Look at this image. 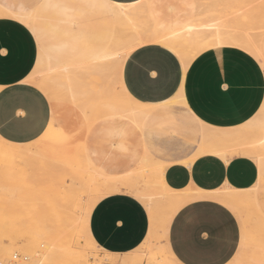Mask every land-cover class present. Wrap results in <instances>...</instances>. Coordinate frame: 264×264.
<instances>
[{
  "label": "crops",
  "instance_id": "0c3cea01",
  "mask_svg": "<svg viewBox=\"0 0 264 264\" xmlns=\"http://www.w3.org/2000/svg\"><path fill=\"white\" fill-rule=\"evenodd\" d=\"M107 1L137 7L147 0H41L40 9L53 11L59 21V33L47 46L41 44L39 50H46L57 61L71 65H82L93 58L108 39L109 25L85 23L82 20L88 19L82 16L100 14L107 16L109 23L113 17ZM148 1L160 11V20L178 19L177 13L191 4L190 0H185L186 4L183 0ZM194 2L198 9L194 13L203 15L200 20H208L206 15L210 12H217L213 14L216 18L209 14L212 20H241V17L264 20V11L261 14L264 0ZM3 3L12 10L21 5L32 11L31 0H3ZM38 53L37 40L25 24L0 16V136L9 142L25 144L36 140L51 118L47 96L25 81ZM72 55L74 59L68 63L66 58ZM260 62L253 53L234 44L210 47L187 66L166 45L145 43L134 48L122 66V85L130 98L147 110L140 124L128 116L115 114L125 120L126 126L122 128L154 135V140L163 145L155 150L162 156L167 155L166 147L174 145L178 137L185 145L188 142L196 145L188 155L178 145L169 160L157 158L150 148H145L141 165L121 171L111 167L110 172H103L85 155L88 162L103 174L120 176L143 168V158L151 157L163 163L160 177L172 190L213 191L225 186L252 189L262 172L258 162L240 148L229 155V150L204 138L212 132L237 131L258 114L264 102V65ZM178 104L182 114L176 113ZM129 192L120 189L102 197L89 215V232L95 243L120 255L138 248L149 229L146 207ZM242 234V225L232 209L210 196H197L186 200L171 217L167 243L180 264H229L240 251Z\"/></svg>",
  "mask_w": 264,
  "mask_h": 264
},
{
  "label": "bare ground",
  "instance_id": "6f19581e",
  "mask_svg": "<svg viewBox=\"0 0 264 264\" xmlns=\"http://www.w3.org/2000/svg\"><path fill=\"white\" fill-rule=\"evenodd\" d=\"M184 1L185 0H183V2ZM107 2L111 8V14H112L115 25L122 27L123 31L117 32L118 29L116 27V31L110 38V41L93 58L86 61L82 65H71V64L61 63L55 60L54 58H52L51 56H49L44 50L42 49L39 50L38 59L35 64V69L30 73V75L25 79V81L35 85L42 92H44V94L47 96L50 103L52 104V106L51 104L50 106L53 107V109L57 106L58 101L63 99V101L66 100L67 102H69V104L70 103L73 104L75 108L79 111V113H81L82 115L89 116V118L91 117L90 119L94 117V116H91L90 113L95 114L96 111L99 112L98 110H100L101 113L103 112L107 114L112 113V114H121V115L128 116L132 118L133 120H135L138 124H140L147 109L143 105H140L139 103L131 99L130 96L126 93L122 85L121 71H122L124 60L127 57V55L134 48L142 44H145V43H158V44H163V45L170 47L180 56L184 66H187L190 63V61L202 51L210 47L220 45V44L239 45L242 48H245L251 53H253L264 65V44H263L264 42L261 36L262 32H264V29H260L261 26H264V20H251L250 18L249 19L246 18V20L245 19L242 20V17H241V21H234L231 24L232 25L231 28H226V25L222 24V20H216V19L212 20L211 19L212 17H215L213 14H216L217 12L208 13L206 16L207 17L209 16V18L204 16V18H207L208 20H200L199 17L203 16L201 13L202 11L201 12L198 11L199 13H201V15L199 16V14L196 13L198 15L196 16L194 12H196L197 8H195L196 4L193 5L195 3L194 0H190L191 4H188V5H191L189 6L191 8L188 9V5H186L187 7L185 6V8H187L188 10H186L183 7L182 10L179 11L178 13L173 11V13L175 14L177 13L179 17L178 19L174 17L176 20H160L159 19L160 11L158 9L153 8L154 4L152 1L147 0L142 5H138V6L136 5L137 7H128V6H123L120 4H115L109 1ZM184 3L186 4V2ZM263 11L264 10H261V14ZM0 13H2L3 15L19 16L18 18L23 17V19L26 16L27 17L32 16L30 15L32 12L26 11L21 5H18L15 8V10L10 9L6 5H4L3 0L0 1ZM170 13H171L170 14L171 17L170 16L169 17L172 19L173 18L172 10ZM209 14L210 15L212 14L213 16L211 17ZM245 14L248 15L249 13H245ZM262 16H264V12ZM23 19L21 20L23 21ZM167 21L170 22V25L172 26L171 28H166ZM23 22L26 23L25 19ZM256 23H258L260 26H258ZM29 24H27V26L30 27ZM41 66H43V68L47 70V76H45L43 79L36 80L33 77V74L36 71H38V69ZM53 73L55 74V76L53 75L52 77ZM90 76H93V78L95 79H92V80L94 81L96 80L97 82L96 84V82L93 81L95 83L93 87H91L93 83H90L91 85H88L87 78H89L90 80L91 78ZM59 113L60 111H58V115ZM52 114L53 115H51L50 121L46 129L44 130V132L36 140L32 142L25 143V144H17V143L9 142L6 139L1 138L0 136V172L2 171V172H7V173L8 172L15 173L17 170H22V169L24 170L25 167H28L27 165H32V163H34L32 161H38L35 159H38L40 156L41 158H44L42 157V153L45 152L44 148L47 149V147H45L47 145L55 146V144H57L58 142L59 143L63 142V140H64V143L66 142L65 145L66 144L67 146L70 145V143L69 144L67 143V140H68L67 131H66V135L63 134L62 132V134L66 136L65 138L61 136L62 134L60 135L59 133V131L63 130V127L61 125L56 126L55 117L57 113L54 114L53 112ZM101 116L103 115L101 114ZM96 117L94 118L97 119ZM82 119H83L82 123H85L84 118ZM94 120H92V122ZM80 123H81V120H80ZM80 126L82 125L80 124ZM85 130H86V127H85ZM85 130L83 127V130H82L83 133L80 131L82 133L81 135L84 134ZM73 132L74 131H72L71 134L69 133L70 138H73L72 136ZM58 134L59 136H61L60 140L58 138ZM62 137L64 139H62ZM204 139L211 140L212 143H214L216 146H219L220 148L222 147L225 150H229L228 151L229 155L231 153L238 152L236 151V148H240L239 150L242 153L245 152L246 154L252 156L258 162L259 170L262 171L264 169V102L258 114L253 118V120H251L249 124L240 127L237 131L230 132V133L212 132L211 135L206 134ZM73 140L76 141L77 139L74 138ZM61 145L64 146V144H61ZM68 147L67 149L64 147V149L68 151L69 150ZM64 149H61V151H63ZM73 149L75 148H73L72 146L71 153L75 152ZM231 149L233 150L230 151ZM61 153L63 154V152ZM64 153L70 154V150L68 153L64 150ZM64 157H66V155ZM51 162L52 161L50 160V164ZM60 164H62V162ZM60 164H58V166ZM82 164H83V167L82 165L80 167H82L83 170H85V176H82L79 179L80 180L85 179L83 181H89L88 183L90 185L89 186L87 185L86 188L84 189V191H86L87 194H89L87 199L84 200L82 203V201L79 198V195L83 192L81 188L85 187V185L82 187L81 186L79 187L80 183H77V181L72 184L69 183L70 185L67 186L68 187L67 188L68 191H67V190H64L65 189L64 186L66 183L62 180L60 183L61 186H60L58 193L54 191L55 196L54 198H52L54 200V204L58 203V206H59V207L57 206L58 210L61 207L60 212L52 213V212H48L47 210V213H46V212H43L45 211V208H44L42 212L45 213L46 216H44L45 214H43L40 209L39 211L41 212L42 215L39 212L37 213L38 218L31 219L33 223L37 224V226L39 225L38 219H39V222L41 219V222L45 224L44 226H42L43 224L41 223V225H39V228L41 229L43 228V229L42 230L39 229L37 231V236L41 240L45 239L43 241L44 243L45 242L47 243L46 250L42 254L43 259L41 258L43 264H54L52 262H53V258L55 257V254L62 252L64 249H66L65 245L63 246L59 242V240H57L58 238L56 239L55 234H54L56 233L55 232L56 230L54 229L53 231V227L54 228L57 227V229H59L58 226L63 227L64 225L66 229H69L68 227H72V228L80 227L83 230L87 244L84 243L83 245L81 244L82 246H79V242L76 241V245H77L76 247L79 248L77 257H80L81 261L83 262H87V260L85 259L87 248L89 247L93 249L99 248L103 250L95 243V241L92 239L93 237H91L90 235L89 215L91 213L92 208L97 203V201H99L102 197L112 192H115V191L118 192V190L120 189L130 191L129 193L132 192L134 194L133 196H136L137 198H139L142 201V203H144L147 206V209L149 211V229H148L147 236L144 242H149V240H151V238L155 234V231L157 230L155 227L158 228V226H155L156 224H158L156 222L157 215H156V212L153 206L154 204H152L151 202L152 197L148 194H144L141 190L136 188L135 187L136 183L135 185L133 184V180H134L133 176L135 175V173L137 174V173H140L146 170L155 172L156 179L159 184V188L157 190L158 191L157 194L159 195L158 199L162 200L166 204H172V205H179L183 203L184 201L190 198H193V197H197V196H210V197L215 196V197H219L220 199L224 200L225 202L231 205L242 207L240 206L241 204L238 205L239 200L242 199L243 201L244 199L242 198L243 193L250 190V189L248 190L238 189L237 190L230 186H225V187L213 190V191H204L200 189H191V188H187L184 190H172L171 188H168L165 185V183L162 181L160 177V168L161 167L163 168V163L156 162L151 157L143 158V166H144L143 168H140L138 170L133 169L134 171L132 170V172H129L127 174L120 175V176H110V175L103 174L102 172L96 170L88 162L86 156H84V163ZM33 166L34 165H32V167ZM62 167L61 168L63 170H64V167L68 168L65 165H63ZM66 168L65 170H67ZM30 169L32 170V168ZM54 170H58V169H54ZM54 170L52 173H55ZM51 171H52V167H51ZM64 175L65 177L67 176L66 174ZM54 176H58V175L55 174ZM138 176H140V174ZM143 179L142 180L145 182V185H147L149 177H148V180H147V177ZM83 181L81 182L83 183ZM56 182H58V180ZM57 190L58 189H56V191ZM54 204L50 206V208H54ZM9 208L11 207L9 206ZM5 209L6 208H4L3 210ZM11 209H9L8 211H11ZM13 210L14 208L12 209V212H14ZM76 212H78V215H76L77 214ZM34 215H36V213ZM42 217H44V219ZM27 219L29 220V218H26V220ZM21 220H20V223L22 221H24L23 223H25V220H22V221ZM30 221L28 225H30ZM32 222L31 224H33ZM0 224L2 225V223ZM24 225H25L24 227H26V224ZM31 226L33 227L35 226L37 228L35 224ZM65 227H64V230L63 228H61L63 231L61 235L64 234V231L66 230ZM65 232H69V231H65ZM32 234H34V232ZM69 236H70V233H69ZM17 237L18 235L15 236L16 239H18ZM27 238L29 242H32V243L38 242L36 241V239H34L33 235L31 234H28ZM1 242L2 241L0 239V257L5 256V254L8 253L7 252L8 249L4 246L5 244L2 245ZM20 244H22V242ZM151 244H149V246ZM27 245L29 244H26V246ZM4 248H6L7 250ZM138 248L134 249L131 252L123 254L122 255L123 257L121 259H117V260L111 259V258H107L108 257L107 256L103 259H100L98 263H101V264H142L143 254L141 251L140 252L138 251ZM147 248L145 247V249ZM260 249H263V248H260ZM103 252H105L106 254L110 256L120 255V254L108 252L106 250H103ZM257 253L255 254V257L258 255ZM152 255L154 256L155 253H152ZM253 257L254 255L252 256V258ZM153 258L156 261H158V264H166L168 262V260L167 261L166 260L163 261L161 259L157 260L156 259L157 257L155 256ZM169 260L170 262L176 264L171 257L169 258ZM248 264H264V250L259 254V256H257L253 260V262L248 263Z\"/></svg>",
  "mask_w": 264,
  "mask_h": 264
},
{
  "label": "rangeland",
  "instance_id": "374dc122",
  "mask_svg": "<svg viewBox=\"0 0 264 264\" xmlns=\"http://www.w3.org/2000/svg\"><path fill=\"white\" fill-rule=\"evenodd\" d=\"M40 4H41V0H31V3L29 6L32 8V11H31L32 13L30 14L32 16H29V17L26 16L27 18L24 17L26 23L23 22L24 21L23 17L18 18L19 16L3 15L2 13H0V16L3 15L5 17H10V18L16 19V20L22 22L23 24H25L26 26H27V24L30 23L29 25H30L31 29L29 26H27V27L31 30V32L34 34V36L37 40L38 52H39V46L41 44L47 46L48 43H50V41L53 39V37H55L59 33V30L57 29L58 28L57 25L59 24V21L57 20L53 11L52 12L51 11L50 12H43V10L40 9ZM179 10L180 9H176V11H179ZM245 11L247 12V10H245ZM229 15H232L231 10H229ZM82 17L85 19H88V20H82V22L84 21L85 23H91V24H97V25L103 24V25H105V27L109 25L108 39L106 40L103 48L110 41V38L115 33L116 27L118 29L117 32L123 31L122 27L115 25L114 20H110L108 23L107 21L109 19L107 16H103L100 14H96V15H89V14L86 15L85 14ZM21 19H23V21ZM234 21H241V20H222V24H225L226 28H231V26H232L231 24ZM256 24L258 26H260L258 23H256ZM171 27L172 26L170 25V22L167 21L166 28H171ZM260 29H263V26H261ZM119 30H121V31H119ZM263 35H264V32H262L261 36H263ZM263 42H264V39H263ZM44 51L49 56H51L52 58L55 59V57H53L52 54H50L46 50H44ZM38 55H39V53H38ZM37 59H38V56H37ZM73 59H74L73 55L68 56L66 58V61L68 63H70V61ZM34 69H35V66H34L33 70ZM53 75L55 76L54 73L52 74V77H53ZM45 76H47V70H45L43 68V66H41L38 69V71H36L33 74V77L36 80L43 79ZM90 77H91L90 78L91 81L89 80V78H87L88 79V85H91L90 83H93L91 86V87H93V85H95L94 82H96V80L95 81L92 80V79H95V78H93V76H90ZM96 84H97V82H96ZM61 100L58 101V104L54 109H53V107H51L52 108L51 109V115H53L52 114L53 112H54V114L57 113L56 117H55L56 118L55 119L56 126L61 125L63 127V130L59 131L60 135L62 134V132H63V134L66 135V131H67V134H68L67 135L68 136L67 143L68 144L70 143V145H68L70 148L67 146V144L65 145L66 142L64 143V140H63V142H60L61 144H64V146H62L59 142L57 144H55V146L54 145H49V146L47 145L45 147H47V149H49V150L44 148V151L47 153V154L45 152L42 153V157H44V158H41V156H40L38 159H35L38 161H32V162H34V163H32V165H34L33 167H32V165H27L28 167L32 168V170L28 167H25L26 169L24 168V170L23 169L17 170L15 173H9V172L7 173V172H2V171L0 172V223H2V225L0 224V239L2 241L1 242L2 245L5 244L4 246L8 249L7 250L6 248H4L7 250L8 253H6L5 256L0 257L1 263H4V264H6V263H9V264H41L42 263V259H43L42 254L46 250L47 243L46 242L44 243L43 240H45V239L41 240L37 236V231L39 229L40 230L43 229V228L42 229L39 228V225H41V223L43 224V222H41V219L39 222V219H38L39 225L37 226V224L33 223L31 219L38 218L37 213L40 212L39 211L40 209L42 212V210L44 208H45V211H43V212H46V213H47V210H48V212H52V213L53 212H60L61 207L58 210V207H59L58 203L54 204V200L52 198H54L55 192L58 193L60 186H61L60 183L62 180L66 183L65 184L66 187L64 186V188H65L64 190H67V188H68L67 186L70 185L69 183L72 184L76 181H77V183H80L79 187L80 186L82 187L85 185V187L81 188V190L83 192L80 190L82 193L79 195V198L82 201V203L84 200L87 199L89 194H87V192L84 191V189L86 188L87 185L88 186L90 185L88 183L89 181H83L85 179H82V180L79 179L82 176H85V170H83V168H82L83 167L82 163H84V156L85 155H87L89 157L92 164L96 168L107 173V172L111 171V167L115 168V171H121V170H126L129 168H132L134 166L141 165L142 157H143L145 148H150L152 151V154L155 157H157V158L162 157L163 160L164 159L169 160L172 157V155L174 156V154L176 153L173 150V148H175V147L177 148L178 145H181V147L185 148L188 151V152H185V155H188L189 153H191L194 146L196 145V143L190 144L189 142H188V144L185 145L183 142V139L178 137L176 140L177 142H175L174 145H170V146L166 147V148H169V149H167L168 150L166 153L167 155L162 156L158 152H156L155 150L161 149L163 145L162 144L160 145L159 142L154 140V135L144 134L140 130L132 129V128L131 129H128V128L123 129L122 127L126 126L125 120L118 117L115 114H112V113H108V114L103 113V112L101 113V111L98 110L99 112L96 111L95 114L90 113L91 116H94V117L97 116L96 117L97 119H95L94 117L92 119H90L91 117L89 118V116H84L81 113H79V111L75 108V106L73 104H71V103L69 104V102H67L66 100H64L65 102L63 101V99H61ZM51 106H52V104H51ZM63 108H65V109H63ZM175 108H176L175 109L176 113H178V114L183 113V109H182L181 105L178 104ZM58 111H60L59 115H58ZM101 114L103 116H101ZM72 115L75 117H73ZM82 118H84V122L86 124L82 123V121H83ZM80 120H81V123H80ZM92 120H94V121L92 122ZM58 122H60V123H58ZM71 124H72V126H71ZM80 124L82 126H80ZM84 125H86V126H84ZM83 127H84V130L86 127V130H85L84 134L81 135L83 133L82 132ZM77 128H78V130H77ZM69 130L71 132L72 131L76 132V133L73 132L74 135L72 133L73 138H70L69 135L71 134V132ZM75 130H77V131H75ZM77 133L80 135H78ZM63 134L61 136L66 138V136ZM76 135H77V137H76ZM61 136H59V134H58L59 140H60ZM63 137H62V139H64ZM80 137H81V139H80ZM74 138H76L77 140L74 141L73 140ZM78 138L80 139V141ZM56 145H58V146H56ZM72 146H73V148H75L73 150L76 153L75 152L71 153L72 152ZM79 146H81V147H79ZM57 147H58V149H57ZM64 147L66 149L68 147V149L70 150V154L68 153L69 150L67 151L66 149H64ZM61 149H64L68 154L64 153V150L61 151ZM47 151L50 153H48ZM60 151L63 152V154ZM72 154L75 156H73ZM60 155H61V157H60ZM65 155H66V157H64ZM81 159H82V161H81ZM50 160L53 163L51 162V164H50ZM55 161H56V163H55ZM35 162H37V163H35ZM61 162L63 165L67 166L68 168L64 167V170H63L62 169L63 165L60 164ZM58 164H60L62 166H60V165L58 166ZM49 165L50 166L52 165L51 166L52 171H51V167ZM81 165H82V167H80ZM65 168L67 170H65ZM78 168H80V169L82 168V169L80 170ZM54 169H58V170H54ZM59 169H60V171H59ZM144 169H146V168H144ZM53 170L55 171V173H52ZM69 173L71 176L69 175ZM55 174L58 176H54ZM64 174H66L67 176L65 177ZM139 174H140V176H138ZM155 174H156L155 172H152L150 170H146V171H142V172L137 173V174L135 173V175L133 176V178H134L133 184L135 185V183H136L135 187L138 188L139 190H141L144 194H148L152 197L151 202H152V204H154L153 206H154V209H155V212L157 215L156 216V219H157L156 222L158 223V224L155 223L156 224L155 226H158V228L155 227L157 230L155 231L154 236L151 238V240H149V242L142 243L141 246L138 248V251L139 252L141 251L143 254L142 255L143 256L142 264H158V261H156L153 258L154 256L157 257L156 258L157 260H159V259H161L163 261L168 260V262L166 264H174V263L170 262V260H169L170 257L174 260V262L176 264H180L176 261V259L174 258V256L172 255V253L169 250L168 243H167V231H168V225H169L171 217L176 212V210L186 201L179 204V205H172V204H166L162 200H159L158 199L159 195L157 194L159 184L157 182ZM59 177H61V178H59ZM140 177H142V178H140ZM146 177H147V180L149 177L147 185H145V182H144L145 180L143 179ZM84 178H86V177H84ZM57 180L59 183L56 182ZM81 181H83V183ZM85 182H87V183H85ZM56 189H58V190L56 191ZM212 198L223 202L230 209H232L234 211V213L236 214V216L238 217V219L242 225V233L243 234H242V240H241V245H240V251H239L238 255L235 256L234 259L229 264H248V263L253 262V260L257 256H259V254L264 250V169L260 173V177H259L256 185L252 189H250L249 191H246L243 193L242 198H244V199H243V201H242V199H240L239 204H238V205L241 204L240 206H242V207L231 205V204L225 202L224 200L220 199L219 197L213 196ZM53 204H54V208H50V206H52ZM6 205H8V206H6ZM143 205H145V204L143 203ZM9 206L12 209L14 208V210H13L14 212H12V209L9 208ZM145 207H146V210L148 212V217H149V211L147 209V206L145 205ZM4 208H6L7 210L6 209L3 210ZM8 208L11 209V211H8L9 210ZM62 210H61V212H62ZM41 212H40V214H41ZM35 213H36V215H34ZM76 213L75 214L78 215V212H76ZM43 214H45V213H43ZM62 214H63V212H62ZM252 214H253V216H252ZM44 216H46V214ZM26 218H29V220L28 219L26 220ZM42 218L44 219V217H42ZM21 219L25 220V223H23L24 221H22ZM20 220L22 221L21 223H20ZM29 221H30V225H28ZM251 221H252V223H251ZM253 221H254V223H253ZM31 222L37 226V228L34 226L36 229L33 226H31V225H33V224H31ZM22 223H23V225H22ZM44 223H46V222H44ZM24 224H26V227H24L25 226ZM44 225L45 224H43L42 226H44ZM22 226H23V228H22ZM64 227H65L64 225H63V227L58 226L59 229H57V227L56 228L53 227V231H54V229L56 230L55 231L56 233H54L56 239L58 238L57 240H59V242L63 246L65 245L66 249H64L62 252L56 253L55 257L53 258L52 263H54V264H101V263H98V261L100 259L107 257V256H108L107 258L116 259V260L121 259L123 257L122 255L110 256V255L106 254L105 252H103V250H101L99 248L93 249V248L89 247L86 249L87 252H86V258L85 259L87 260V262L81 261V258L77 257L79 248L76 247L77 246L76 241L79 242V246H82L84 243L87 244L86 239H85V234L80 227H76V228L68 227L69 229L71 228L70 230L66 229V227H65V229H66L65 231H69V232L64 231V234L61 235V233L63 232L61 228H63V230H64ZM60 229H61V231H60ZM33 232H34V234H32ZM69 233H70V236H69ZM28 234L33 235L34 239H36V241H38V242L37 243L29 242L28 238H27ZM17 235H18V237H17L18 239L15 238V236H17ZM57 236H59V237H57ZM12 239H14V240H12ZM11 241H13V242H11ZM151 241H153V242H151ZM21 242H22V244H20ZM26 244H29V245L26 246ZM149 244H151V245L149 246ZM29 246H31V247H29ZM69 246H70V248H69ZM259 246H261V247H259ZM145 247L146 248L148 247V248L145 249ZM68 248H69V250H68ZM260 248H263V249H260ZM152 253H155V255L153 256ZM256 253L258 255L255 257ZM105 254H106V256H105ZM253 255H254V257H253L254 259L252 258Z\"/></svg>",
  "mask_w": 264,
  "mask_h": 264
},
{
  "label": "built area",
  "instance_id": "2783aa9c",
  "mask_svg": "<svg viewBox=\"0 0 264 264\" xmlns=\"http://www.w3.org/2000/svg\"><path fill=\"white\" fill-rule=\"evenodd\" d=\"M0 264H4V263H1V262H0ZM6 264H9V263H6Z\"/></svg>",
  "mask_w": 264,
  "mask_h": 264
},
{
  "label": "snow or ice",
  "instance_id": "6c2138e0",
  "mask_svg": "<svg viewBox=\"0 0 264 264\" xmlns=\"http://www.w3.org/2000/svg\"><path fill=\"white\" fill-rule=\"evenodd\" d=\"M258 71H259V69H258Z\"/></svg>",
  "mask_w": 264,
  "mask_h": 264
}]
</instances>
